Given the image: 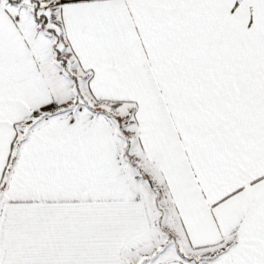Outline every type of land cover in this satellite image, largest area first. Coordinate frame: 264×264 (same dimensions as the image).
Masks as SVG:
<instances>
[{"label": "snow or ice", "instance_id": "obj_1", "mask_svg": "<svg viewBox=\"0 0 264 264\" xmlns=\"http://www.w3.org/2000/svg\"><path fill=\"white\" fill-rule=\"evenodd\" d=\"M0 264H264V0H0Z\"/></svg>", "mask_w": 264, "mask_h": 264}]
</instances>
